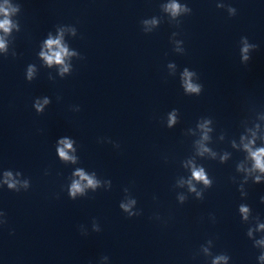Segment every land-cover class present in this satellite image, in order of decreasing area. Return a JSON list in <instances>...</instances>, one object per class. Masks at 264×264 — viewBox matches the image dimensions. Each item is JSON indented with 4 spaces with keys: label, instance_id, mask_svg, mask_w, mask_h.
I'll return each mask as SVG.
<instances>
[{
    "label": "clouds",
    "instance_id": "clouds-1",
    "mask_svg": "<svg viewBox=\"0 0 264 264\" xmlns=\"http://www.w3.org/2000/svg\"><path fill=\"white\" fill-rule=\"evenodd\" d=\"M168 9L172 12L173 15H176L180 10H181V6L179 4L173 3L171 5L168 6ZM232 11V10H230ZM0 12H3L5 14V16L7 17L8 15V10L5 8H0ZM0 29H3L5 32H8L10 30V21L5 18L3 21H0ZM47 44L49 46V48H51L52 45H56L57 47H59V40H51L49 39L47 41ZM4 44L2 41H0V48H3ZM248 45H245L243 51L244 53H247L248 51ZM66 54V49L60 47L59 51H54L51 53L50 56H45V59L49 62H57V63H62V57ZM41 55H44V53H41ZM244 59H247V56L245 55ZM66 70V69H65ZM191 73L185 71L184 73V77H185V88L187 91L189 92H198L199 88L191 83L190 77H191ZM31 76V70L29 71V77ZM64 148L59 149V154L61 157L65 158V159H69V157L67 156V153L65 151V148H70L71 144L68 143L67 141H64ZM247 147V146H246ZM252 158L255 161V167L258 168L260 171L264 172V149H258L255 152H251ZM81 180L83 181H87V186L95 188L96 187V182L86 176L82 171H79L76 173ZM6 176L10 177L11 173H6ZM193 177L197 180H204L205 183H208V181L206 180V177L204 176L203 170H194L193 171ZM257 180H259V177H257ZM6 183H8V187L9 188H15V183L14 182H10L9 180L5 181ZM83 187L80 183V181H74L72 186H71V190H70V195H72L73 197H75V195L77 193H82L83 192ZM122 208H124L125 210L128 209L127 205H121ZM241 211L244 213H247V208H241ZM261 227H264V225H261ZM220 259H225L224 257H219L217 260V264L218 261Z\"/></svg>",
    "mask_w": 264,
    "mask_h": 264
}]
</instances>
